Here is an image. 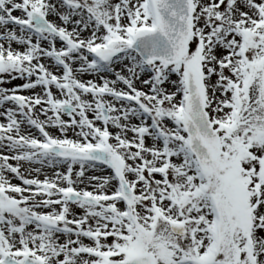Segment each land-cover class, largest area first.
<instances>
[{"label":"snow or ice","instance_id":"obj_1","mask_svg":"<svg viewBox=\"0 0 264 264\" xmlns=\"http://www.w3.org/2000/svg\"><path fill=\"white\" fill-rule=\"evenodd\" d=\"M0 264H264V0H0Z\"/></svg>","mask_w":264,"mask_h":264}]
</instances>
